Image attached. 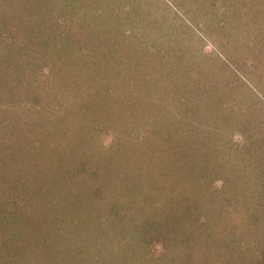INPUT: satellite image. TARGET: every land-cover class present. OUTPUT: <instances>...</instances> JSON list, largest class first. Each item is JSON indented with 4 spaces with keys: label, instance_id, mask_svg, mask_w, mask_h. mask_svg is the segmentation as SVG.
I'll list each match as a JSON object with an SVG mask.
<instances>
[{
    "label": "rangeland",
    "instance_id": "rangeland-1",
    "mask_svg": "<svg viewBox=\"0 0 264 264\" xmlns=\"http://www.w3.org/2000/svg\"><path fill=\"white\" fill-rule=\"evenodd\" d=\"M2 29L0 132L12 122L16 136L46 137L41 164L60 174L55 182L82 167L66 230L0 179L8 244L51 263L56 250L59 259L85 247L102 255L162 219L170 231L151 247L166 261L183 238L188 250L204 240L199 251L218 264H264V0H1ZM55 47V73L46 75ZM161 142L191 155L181 187L189 213L174 219L159 213L158 189L138 188L154 174ZM4 196L20 201L21 213L5 214L12 208Z\"/></svg>",
    "mask_w": 264,
    "mask_h": 264
},
{
    "label": "trees",
    "instance_id": "trees-1",
    "mask_svg": "<svg viewBox=\"0 0 264 264\" xmlns=\"http://www.w3.org/2000/svg\"><path fill=\"white\" fill-rule=\"evenodd\" d=\"M65 11L66 10L64 9L60 13H63ZM53 20L54 22H56V24H59V22L62 19L58 17V18H53ZM63 20H67V17H64ZM1 31L2 32H0V37L1 39L3 38L4 39L3 41L5 42L7 41V38H9V35L6 36V33L4 32L3 29ZM53 40L54 42L56 41L55 39ZM9 43H12V41H9ZM56 48L57 47L53 48L52 51L50 49L47 57L44 60V64L47 61L46 66L48 68V70L46 71V75H51V74L54 75L55 73L54 71L55 62L51 58H55L58 56V50ZM81 49L83 48L81 47ZM16 84H19L18 85L19 87L21 84L20 80H18ZM1 107L4 110L8 109L6 106H1ZM8 123L6 125L5 131H2L3 133L0 132L2 134H6V135H2V134L0 135V175H1L0 179L8 183L7 190H9L10 194H13L16 191V193H19V195H21L20 197H22L23 195V196H27L28 198L29 196V199L31 201L34 200V202L38 200L37 208L40 209L39 211H42V214L45 217V221L47 222L48 220L47 215L48 217L49 215L50 217L53 216V222L57 223V225L60 226V230L63 229L66 230L67 227L68 226L70 227V225L72 224L69 218L74 216V214L78 210V208H76L75 205H72V207L75 209H70L68 211H66L67 210L66 207L70 206L72 203L74 204L73 201L77 199V198L74 199L72 198V193L74 192L75 194V190H74L75 184H78L75 178L76 176L78 177L82 167H77L75 172L70 173V176L65 177V179L63 180H59L58 182H55L58 178H60V174L49 173V170L42 169L43 166L41 164V160H43V158L47 156L46 144L49 143V141L45 139L46 137L43 138L41 136L38 137L39 141H37L36 138L23 139L22 137L15 135L13 128L15 127L14 123L12 122H8ZM49 138L50 137H48V139ZM52 141L55 142L56 139H53ZM157 146H158L157 151L152 159L155 161V163H153L154 167L152 168L154 170V174L152 172V174L149 176L145 175L144 176L145 178L143 179L144 181L140 183L138 188L139 191L143 193L145 192L147 193V189L152 188V185L153 188L155 187L156 189H158L159 193H161L160 194L161 196L159 197V199L156 200V203L158 204V206L161 205L162 208L159 211V213L162 214L166 213L168 215L167 218L172 217V219H174L175 218L174 216H183L187 214L190 207V203L186 202L189 201L187 200L189 196L187 195V192L181 187L185 186V184L189 182V178L185 177V169L187 170L189 168L188 167L184 168L183 163L191 161L190 160L191 155L188 153L185 154V151L182 149L174 148L172 143L161 142V145L158 144ZM144 158L146 160L147 158L146 153H144L143 155V159ZM66 166L67 165H64V168L62 169H65ZM126 166L127 165H125V168ZM195 170L196 169H192L191 173L193 174ZM92 174L93 175L96 174V171H93ZM106 176L107 178L105 183L106 185H110L111 181H109L108 177L113 178L114 176L116 178L117 175L116 173L112 172V174ZM135 176L137 175L135 174ZM82 179L83 178H81V180ZM86 179L87 176L85 177L84 180ZM89 179L92 180V178ZM82 182L84 181L82 180L81 183ZM53 183L65 185L66 190L63 191L62 190L63 187L62 188L57 187ZM101 192H102L101 187L94 190V193H96L95 195L97 196H101L102 194ZM59 194L64 195L63 199L60 198L62 196H59ZM0 195H2V192H0ZM95 195L92 192L90 197L92 198ZM6 197L9 198L8 196ZM6 197L4 196V199H7ZM83 198L80 200H84ZM87 198L88 201L91 200V199L89 200V195L87 196ZM206 199L209 200L210 198L206 196ZM171 201H174L175 204H171ZM7 202L9 203L12 209H9L10 207H7L4 211H8V213L5 214L12 213L14 206L20 204V201H17L15 198H9L7 199ZM167 204H171V206L166 207ZM162 205H164L165 208H163ZM210 206L211 207L208 206V210H211L212 205ZM27 207L28 206H26V208ZM48 208L50 210H48L47 212L46 209ZM176 209H179L181 211L177 215H175ZM51 210H55V211H51ZM80 210L86 213V210L81 207ZM13 213H17V214L21 213L20 208L19 209L14 208ZM196 218H198L199 220V217ZM147 225L150 226L152 230L156 229L155 233L151 232L150 227L146 228V226L144 225L140 227L141 232H139L138 239L134 237H130L123 247L120 244L122 243L124 237H119L120 244L118 242H115V240H113V243H111V245L109 246L106 245L108 246L107 248L108 253L107 251H105L104 254L98 255L97 253L94 252L95 250L97 251L102 247L98 249L97 247L96 249L92 247H87V248L85 247L83 249L80 248L79 250L80 256H78L77 258L75 257V255L74 256L72 255L70 257L67 254L62 255V259L66 260V262L64 263L62 259H59L57 257V250H56L55 253L56 255L55 257H53L52 263L59 264L58 261H60L62 262V264H68V263L72 264V262L73 264H77V263L78 264H215V263L218 264L217 261L213 262V260L215 259L214 257L204 256L201 253V251H199L201 249L199 245L202 244V247L204 246L205 248L204 240L203 241L194 240L193 241L194 243H191V247L188 250L187 245L184 243L185 240H183V238L178 243L172 242L173 243L172 245H174L175 253L173 256H171L172 258H170V260L166 261L164 257V253L162 254V256H159L156 254V252L152 251V247H154L155 243L159 241V239L162 237L161 235L165 234L162 233L164 228H169L168 230L170 231L171 224L169 220L164 222L162 219L161 220L152 219ZM173 229L174 230L172 231L175 232L174 241H176L175 239L176 236H178L177 234L179 232L176 225ZM35 231L36 234L37 231L40 232L39 230H35ZM10 233H14V232H10ZM37 236L38 238L40 237L39 234H37ZM9 237H10L9 235H6L0 230V264H50L51 263L52 256H49V261H47L48 259L46 256L45 257H40V256L38 257L37 255L30 256L28 255L27 251L22 249L20 250L18 244H11V243L8 244L7 242L9 241ZM186 241H188V237L186 238ZM103 243L106 244L105 239H103ZM165 244L169 245V243L167 242ZM165 248L169 249L170 247L169 246L164 247V249ZM168 249L166 250V255H168L169 253ZM114 252H117L118 254L116 255V253L114 254ZM262 253L264 257V250L262 251ZM76 254H78V252ZM114 255L118 257H114Z\"/></svg>",
    "mask_w": 264,
    "mask_h": 264
}]
</instances>
